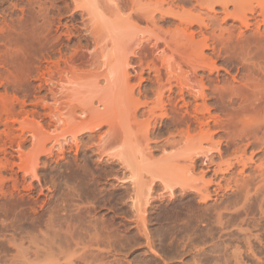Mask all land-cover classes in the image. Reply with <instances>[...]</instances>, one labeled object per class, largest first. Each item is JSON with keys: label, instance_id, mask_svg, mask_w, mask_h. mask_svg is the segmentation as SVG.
<instances>
[{"label": "rangeland", "instance_id": "374dc122", "mask_svg": "<svg viewBox=\"0 0 264 264\" xmlns=\"http://www.w3.org/2000/svg\"><path fill=\"white\" fill-rule=\"evenodd\" d=\"M86 1L87 3L89 2V0H0V210H3L0 211V264H84L85 260L87 261L91 258L86 252L88 249V245L84 244L86 241H83V244H79V246L76 247L73 243V246H71L69 240L72 241V236L76 237L77 233L79 235V232L85 231L66 230V233L64 231L65 228H67L65 227V222L73 221L78 224L81 221L78 222L79 216L84 224L91 219L94 223L100 225H102V222H105V225L115 223L120 228L118 232L119 239L117 249L113 247L109 248V246L107 248L105 244H102L99 249L101 248L105 253L103 252V254L98 257L99 259L97 258L98 260L95 259L96 261H94V263L89 260L90 262H88L90 264H234L232 262V254L238 251V249L244 252L247 251L248 237L258 246L256 249L258 256L256 255L257 257H255V259L245 258V261H248L247 264H264V243H262L264 242V230H211L209 233L200 230L201 226L205 223L203 219L205 217L204 213L215 212L219 206L223 207V204L226 205L227 201L232 202L235 199L233 195L235 193L234 189L245 183L254 186L264 179V176L260 172V170H264V140H261V142L259 139L258 141L261 143L257 142L252 145H247L248 141L241 142L237 145L234 143L228 144V139L226 138L227 132L238 134L242 125H246L250 122L256 121V123L253 124L256 127L260 122H258V120L262 118H258L257 120L256 118L259 114H255V118V115L252 113L253 118L250 112H242L241 114L239 113L241 111H238V115L231 116L228 112L234 115L237 114V111L234 113L233 108L230 106H227L226 109V107L217 100L216 94H214L213 91L211 93L210 89L205 90V94L208 96H206L204 100L203 97H199L198 99H195L193 95L191 97L189 89H187L185 94L187 96L184 99L177 96L175 93L174 96L177 97V100H180V102L178 101L177 103L178 106L180 107L184 102V105L180 108H183L182 110L185 112L188 111L186 113L189 117L186 113H184L183 117L182 112L175 113L171 111H169L170 116L168 118L166 116L163 117L161 110L157 109L159 100L155 98L156 92H158L157 86H159L160 83V86L165 83L166 79L164 78H166L168 72L167 69H165L167 66H165L166 64L163 62V59H166L164 58L165 56L174 53L175 54L172 55L173 59H171L173 61L178 59L176 60L177 62L175 61L176 63H173L175 65L180 63L177 65L179 68H181L182 65L181 69L177 67L178 71L181 72L183 70L182 73H189L187 75L191 78L193 84L194 79H200L201 77L209 84L207 79L210 77L215 80L217 86L221 85L220 87L224 89L225 81H223V83L222 80H225V78L231 79L235 75L238 76L236 79H239L241 76L239 71H242L241 73L245 71H243V67H240V60L236 59L235 55H233V62H236L233 63V67L229 68L230 73L228 70H225L227 67L224 66V61L226 58V60H229L231 57L230 55L235 52L234 46L237 40H241V38L243 39L248 36L251 38L248 37L250 41L248 38H244L240 42L244 45L246 43L244 41L247 40L248 43H246L247 45L245 44L246 49L250 48L251 50H258L260 52V60L257 59L254 61L257 63L260 62L257 68L260 69L261 66L262 68L261 70H255V67L254 70L261 71V74L263 72L264 77V14H259L261 8L258 7V1L264 2V0L255 2L253 0L258 8V20H252L253 24L247 28L246 26H242L241 21L234 19L235 16L231 14L234 5H229L228 11H230V14L227 12H225V14L222 5L216 6L214 10L212 9L209 12L211 8L206 7L205 3L204 6L206 8L203 6L204 9H200V11L198 8L199 6L195 5L197 4L195 3L197 2L196 0H191V2L188 0L184 3L179 2L181 5L176 2L178 6L184 7L186 11L197 14L194 18L195 21L192 20L193 25H187L186 23V25H180V20L178 18H176L177 20L172 19L169 22L163 21V19H160L161 14L157 10L154 13L156 15L155 24L139 16L138 7H141L140 3H145L147 7L153 9V4L156 0H150L151 2L149 0H96V8L94 9L98 12L97 14L94 9L95 13H93L92 10H88L91 4L89 7H85L87 6L85 3ZM167 1L171 2L172 0ZM261 2L260 5L263 6ZM191 3H194V5ZM164 6H166L165 8L169 7L167 2ZM135 9H137L138 12L135 11ZM117 11L119 12L118 15ZM200 14L202 17L204 16V20L201 19ZM209 14L210 17L208 16ZM106 18H109V20L107 19L108 22ZM197 18L203 20L204 23H209L208 31L213 30L212 32H215L216 36H218L219 39L215 36L216 42L214 41L219 45H217V52L215 51V53H213V41H209L211 48L202 47L201 49L199 48L201 47V43L195 45L197 44L196 42L193 44L195 47H193L191 43L187 41L188 47L190 48L186 47L187 43H185L184 38L183 43L182 37L179 36L180 34L172 39H168L173 36V34H170L172 33L171 30H173V28L175 30V28L179 26L183 28L185 26V28L187 27V30H189L188 32L192 31L196 33V40L202 39L203 37L199 29L201 25L200 23H195L198 22ZM114 28L117 31V35L122 32L123 34L117 36ZM256 29L259 31H256ZM145 30L148 31L145 33ZM149 30H153L155 36L153 34L150 37L148 33L150 32ZM229 32L234 34L232 41L228 38L231 35ZM238 32H240L239 35L243 33V35H241L242 37L238 35ZM253 32L255 34H253ZM157 34L163 37L169 36L166 38V40L168 39L167 41L170 40L169 45L172 42L169 48L167 45L163 44V41L158 46V49L153 47ZM236 35H238L239 38ZM256 38L257 40H255ZM113 39L116 40L113 42ZM117 39L120 40L117 41ZM220 39L222 40L220 41ZM115 42H119L118 44L120 45L115 44L116 46H114ZM175 42L177 45L181 43L179 44L181 45V49L185 46L186 48L183 49H186L187 52L183 49V51H181L180 48L178 52V49H176L178 47L174 44ZM221 44L223 47H228V49L226 47L223 49V47L220 46ZM114 47L116 50H121L122 48L120 47H123L124 51L127 53L126 56L124 55L125 52H123V55L118 53L119 57L124 56L120 62ZM171 48L174 49L172 50ZM198 49L202 51L199 50L203 53L202 56H208L207 58L210 62L216 60V68L213 67V70L209 69V71L207 68L200 67L201 70L198 68L199 70H195L198 72H194V69L192 70L190 65L188 66L190 62L188 63L187 60L192 57L195 58L197 54L199 55L200 52ZM230 49H233L234 52ZM120 50L118 52H120ZM171 50L174 53H172ZM220 53L221 55L219 56ZM189 54L190 57H188ZM227 55L229 57H227ZM215 56L216 59L214 58ZM217 56H219L220 60ZM185 58L187 60H185ZM167 59L166 63L168 62ZM125 60L127 61L125 62ZM172 60L170 61L172 62ZM121 62H123V64L125 63V65H122V68L119 66ZM52 64L54 66H52ZM162 64L165 67L162 66ZM114 65H118L120 68L118 66L116 68ZM238 66L241 68L240 70ZM122 69L124 74L122 73ZM120 70L121 75H118L117 71L120 72ZM250 70L253 71L251 68ZM155 71H159V77L158 73ZM163 72H165L164 74L166 75H164ZM109 73H113L112 77ZM248 73H250L249 70ZM114 74L116 75L114 76ZM123 75L125 77H122ZM107 76L109 77L107 78ZM113 77L117 80L118 78H123V81L120 82L119 79L120 84L119 82H115ZM158 79H161L160 81L162 82L158 83ZM214 80L211 81L214 82ZM43 81L44 85L42 84ZM174 83H176L175 80ZM237 83L236 81L235 84ZM257 84L263 85L262 83ZM261 87L263 88V86ZM151 88L152 91H150ZM176 88L177 87H175V91L177 92L178 88ZM156 89L157 91L155 92ZM166 90L165 95L169 94ZM179 97L181 99H178ZM164 100H167L166 97ZM216 100L217 102H215ZM135 101L139 104H135ZM144 102L147 104L143 105ZM152 102L157 107H155ZM185 104H188V108ZM127 106H129L131 110H128ZM150 106L156 108V110L154 109L153 111ZM220 106L224 107L221 108ZM263 106L261 108L262 113L264 112V110L262 111L264 108ZM169 107L171 106L169 105ZM193 108L198 112H195ZM223 109H226L225 112ZM151 110L153 111L152 113L149 112ZM192 112H194V114ZM160 114L161 116H159ZM118 115V121L121 119L123 122L124 120L127 125L125 122L122 124L121 121V123L117 121ZM187 117L190 118V120H197L198 122L194 121L197 122L194 125L192 121V123L189 122ZM197 117L202 121L200 123L201 125L198 124L200 121ZM134 118H136V120ZM249 118L251 119L249 120ZM129 119L132 120V122L129 121ZM231 119H233V124L229 122ZM238 119H241L244 124ZM254 119L255 121H253ZM245 120H247V122ZM138 122H140V125ZM89 123H92L90 125V127L93 128L92 130L91 128L88 130L89 126L87 124ZM96 123L99 125L97 126ZM95 124L96 126H94ZM197 124L200 128L195 127ZM236 124L238 125L236 126ZM85 125L87 128H85ZM123 125L126 127L123 128ZM186 125H189V127H186ZM135 126L140 129L142 128V130L139 129L141 132L137 131L138 134L140 133L139 136H142L141 138L137 135ZM127 127L128 129L126 130ZM129 128H131L132 131ZM178 128L179 131L176 132L175 130H178ZM201 128L205 131L210 128V134H213L211 142L205 139L200 140V138H204L205 136L201 135V137H199L202 131ZM262 128L264 129V127ZM262 128L261 130L259 129V131H261V137L264 135H261ZM118 129L121 131L119 132ZM181 129L184 130V133L186 132L185 134L187 136L189 133V135L193 136L195 139L189 141V139L185 138L187 136L181 137L180 134L179 137L181 138H179L176 133L178 134V132L180 133L181 131V134H184ZM129 130L132 132L130 133L133 136L136 135L140 138L139 141L135 136L138 143L135 142L139 145L138 147H140V145L142 146L141 151H143V154L145 153V156L148 155L143 157L144 161H141V163L145 162V164H141V166L146 167L147 171H149V167H152V171L154 167L156 171H158L157 168L159 167H169L170 179L172 182H177V187L174 188L173 194H171L170 189L165 188L162 181L156 179L157 181L152 185L151 194L147 197L149 203L146 205L147 211L145 216H148L146 219V227L143 226L139 217L141 213L137 211L140 202L138 203L134 197L136 196V180L133 177L131 169L126 168L120 159L115 160V158L112 157L114 159L112 161L111 158L112 151L117 152L121 150V147L117 149L115 147V150L112 146L111 150L109 146L115 141L112 139L113 137H115V139H120V136L116 138V135H114L115 131L119 132L118 135H125V139L127 138V133L128 136L131 135ZM165 132H169L168 135ZM170 133L171 135H169ZM146 137H148V139ZM124 139H122L123 141L120 140L119 143L124 142ZM131 139L134 138L132 137ZM144 139L147 140V142H144ZM173 141L176 143L174 144ZM117 142L116 145L118 147L120 144H117ZM144 143L147 145H144ZM193 144H197V146L203 145L206 154L203 152V148L202 150L200 149L202 154H195L199 150H190L191 148L189 147ZM112 145L115 146L114 144ZM146 146L149 149L146 150ZM125 147L124 150H126ZM143 147H145L144 150ZM108 148L110 149V156L107 155L109 152ZM164 148L168 152H166ZM243 148H245L244 154L242 153ZM102 149L103 151H101ZM104 150L106 152H104ZM101 152L104 153L102 154ZM147 157L150 158L148 159ZM191 157H194V159L191 160ZM154 159L159 160L157 163H154L156 162ZM236 159H242V161L239 162ZM86 161L88 162L86 164L89 166L90 171L95 172V174L99 176L97 180L100 182V184L98 182L99 189L103 191L101 195H105L107 196V200L109 199V201L101 202L99 207L98 204L95 205L93 203L94 195H91L92 193H89L90 191L88 192L89 197L87 199L78 196L80 191L77 188H81L82 186H80L79 182L76 180L77 175L74 173V166L71 165H74V163L82 165ZM160 163L162 164L160 165ZM172 163H176V166ZM23 164H25L26 167ZM154 164H156V166ZM21 165H23V167ZM146 168L141 171V173H144L143 176H145L146 173L145 177H147V175L150 176V174L146 172ZM188 168L192 173L190 171L187 173L186 170H188ZM77 179L79 180L78 177ZM182 183H186L189 186L184 184L186 187L184 190L181 186ZM203 184L208 185L211 192H213V196L208 202H203L195 195L197 193L194 188ZM262 184H264V182H262ZM236 185L238 186L236 187ZM219 186L222 188L215 192L214 189H217ZM227 187H229V190ZM63 188L65 189L63 190ZM221 189L224 191V194ZM225 194L226 198L224 197ZM231 195H233L232 197L234 198H232ZM137 203L139 206H136ZM21 205H23V207ZM255 205L257 207V202ZM18 206L21 209H19ZM62 206L64 209L61 208ZM85 206H91L92 209L90 213L86 212L85 215L83 214L81 216L78 213L84 212ZM189 206L197 208V210L194 209V212H199L201 217L198 213L195 214L196 217H193V219L190 218L191 220L187 221L189 218H187L186 209H188ZM8 208H17V212L20 211V214H13L12 216V212H10L11 209ZM7 211L11 217L8 215ZM51 213L53 216L50 215ZM255 213H258L255 214V217H258L259 212L256 211ZM68 214L70 219H67V217H69ZM48 222L49 224L53 223L52 225L56 227L54 228L52 225L47 226L46 224H48ZM188 222H191V224L189 225ZM35 224L38 225L36 226ZM45 227L49 228V230L47 228L45 230ZM246 227V225L243 226V228ZM60 229L62 231H60ZM90 232L93 233L94 230ZM69 233L71 237H69ZM251 233L259 234V238H263L259 239L255 237L256 241H254V237L250 236ZM66 234L67 236L65 237ZM257 240L262 242H257ZM53 241L56 247H53L54 250L51 248L53 243L50 246V243ZM57 241L61 243L58 244ZM66 242L67 244L70 243L67 245ZM259 242L260 245L262 244V247L259 245ZM104 245L108 250L104 248ZM49 246L50 248L48 249L47 247ZM45 248H47L48 252L49 250L50 252L51 250L54 252L52 251V254H49L50 252L47 253ZM109 249L110 252H108ZM257 258H259V260H257Z\"/></svg>", "mask_w": 264, "mask_h": 264}, {"label": "bare ground", "instance_id": "6f19581e", "mask_svg": "<svg viewBox=\"0 0 264 264\" xmlns=\"http://www.w3.org/2000/svg\"><path fill=\"white\" fill-rule=\"evenodd\" d=\"M35 1V0H34ZM51 1V0H50ZM111 1V0H110ZM150 1V0H149ZM173 1V2H172ZM171 2L170 1H167V0H160V1H158V0H156V2H154V7H153V9H150L151 7H147L146 5L147 4H145V3H143V4H141L140 3V5H141V7H138L139 9H138V11H137V9H135V11H137L138 13H139V16H141V18L142 17H144L145 19H147V20H149V21H152V22H154V24H155V18H156V15L154 14L155 13V11L157 10L158 12H160V14H161V16H160V19H163V21L165 20L166 22L168 21H170V20H172V19H175V20H177L176 18H178L180 21V25L181 24H187V25H193V22H192V20L193 21H195L194 20V18H195V15H197V14H194L193 12H188V11H186L185 10V8L184 7H180V6H178V4H180L181 2H187L188 0H172ZM190 2H191V0H189ZM195 1V0H194ZM197 2H195V3H197V4H195V5H198L199 7V10L201 9H204L203 8V6H204V3L206 4L205 6L206 7H208V8H211L210 10H209V12L213 9H215V7L216 6H219V5H222L223 6V9H224V13L225 12H227V13H229L230 11H228V9H229V5H234V8H232V15L233 16H235V18L234 19H238L239 21H241V25L242 26H246V28L247 27H250L252 24H253V22H252V20L253 21H255L254 19H256V20H258L257 19V14H258V8H257V4L256 3H254L255 1H258V0H254V2H253V0H196ZM89 2H91V3H89ZM89 2L87 3V1L85 2L86 3V5L87 6H85V7H89L90 6V4H91V6L90 7H92V8H90L89 7V9L88 10H92V12L93 13H95L96 12V14L98 13L97 11H96V9H94V8H96L95 7V5H96V0L94 1V0H92V1H90L89 0ZM96 2V3H95ZM148 2V1H147ZM151 2V1H150ZM150 2H148V3H150ZM167 2V4L169 5V7H167V8H165L166 6H164V4ZM178 4H177V3ZM180 2V3H179ZM189 2V3H190ZM193 2V1H192ZM260 2L261 1H258V3H259V5H258V7H260L261 9L259 10L260 12H259V14H264V2H261L262 4H263V6H261L260 5ZM32 3V2H31ZM34 3V2H33ZM37 3H38V1H37ZM36 3V4H37ZM49 3V2H48ZM54 3V2H53ZM52 3V4H53ZM182 3V4H183ZM35 4V5H36ZM50 4V3H49ZM187 4V3H186ZM192 4V3H191ZM42 5H44V4H42ZM56 5V4H55ZM99 5V4H98ZM97 5V6H98ZM139 5V6H140ZM181 5V4H180ZM189 5V4H188ZM192 5H194V3L192 4ZM256 5V6H255ZM149 6V5H148ZM204 6V7H205ZM31 7H34V6H31ZM54 7V6H53ZM78 7H79V5H78ZM81 7V6H80ZM205 7V8H206ZM50 8H52V7H50ZM147 8H149V9H147ZM184 8V9H183ZM193 8V7H192ZM35 9V8H34ZM39 9V8H38ZM41 9H43V8H41ZM95 10V12H94V10ZM98 9V8H97ZM200 10V11H201ZM208 10V9H207ZM89 11V12H90ZM99 11V10H98ZM100 11H101V9H100ZM223 11V10H222ZM38 12V11H37ZM91 12V13H92ZM102 12V11H101ZM43 13H45V12H43ZM92 13V14H93ZM118 11H117V15H118ZM197 13H200V12H197ZM204 13H205V11H204ZM95 14V15H96ZM168 14V15H167ZM206 14H207V12H206ZM226 14V13H225ZM230 14V13H229ZM40 15V14H39ZM95 15H94V17H95ZM167 15V16H166ZM99 16H100V14H99ZM98 16V17H99ZM129 16V15H128ZM137 16H138V14H137ZM200 16H201V14H200ZM209 17H210V14L208 15ZM259 16H262V15H259ZM52 17V16H51ZM130 17V16H129ZM174 17V18H173ZM264 17V16H263ZM45 18H46V16H45ZM96 18V17H95ZM208 18V17H207ZM107 19L109 20V18H106V21H107ZM198 20V22H195V23H200V34H201V36L203 37L200 41L199 40H196V33H194V32H188L189 30H187V27L185 28V26H184V28L182 27H176L175 28V30H174V28H173V30H171V32L172 33H170V34H173V36L172 37H170V38H168L167 36L166 37H163V36H160L159 34H157L156 35V37H155V39H156V41H155V43L153 44V47H155L156 49H158V46L160 45V43L163 41L164 43L163 44H165V45H167L168 46V48H169V46L171 45V43H170V45H169V41H167L168 39H172L173 37H176L177 35H179V36H181L182 37V41H183V43H184V39H185V43H187V41H188V43H191V46H193V47H195V45H198V43L200 44V46L201 47H199V48H201L202 49V47L204 48H211V46H210V44H209V41H213V47H212V49H213V53H215V51L217 52V48H218V44H216L215 42V39H216V37H217V39H219L218 38V36H216V33L214 34L212 31H208L209 29H208V27H209V23H204L203 22V20H204V16L202 17L201 16V19H203V20H199V18H197ZM206 19V18H205ZM46 20V19H45ZM51 20V19H50ZM263 20H264V18H263ZM262 20V21H263ZM53 21V20H52ZM105 21V22H106ZM110 21H112V20H110ZM261 21V20H260ZM44 22H46V21H44ZM108 22V21H107ZM152 22H151V24H152ZM257 22H259V21H257ZM256 22V23H257ZM263 23H264V21H263ZM45 24V23H44ZM60 24V23H59ZM111 24V23H110ZM110 24H108V25H110ZM177 24H179V23H177ZM185 24V25H186ZM197 24V25H198ZM212 24V23H211ZM42 25V24H41ZM124 25V24H123ZM203 25V26H202ZM213 25V24H212ZM215 25V24H214ZM258 25H259V23H258ZM115 26V25H114ZM154 26H156V25H154ZM48 27V26H47ZM124 27H126V26H124ZM123 27V28H124ZM175 27V26H174ZM189 27V26H188ZM191 27V26H190ZM116 28V27H115ZM115 28H114V30H115ZM171 28V27H170ZM169 28V29H170ZM205 28V29H204ZM257 28V27H256ZM110 29V28H109ZM111 29H112V27H111ZM110 29V30H111ZM119 29V28H118ZM152 29V28H151ZM161 29V28H160ZM198 29V30H199ZM52 30V29H51ZM57 30V29H56ZM114 30H113V32H114ZM153 30H155V29H153ZM153 30H151L152 31V34H151V31L150 32H148L150 35V37L154 34L153 33ZM167 30V29H166ZM224 30V29H223ZM222 30V31H223ZM258 29H256V31H257ZM112 31V30H111ZM116 31V30H115ZM146 31H148V30H145V33H146ZM161 31V30H160ZM225 31V30H224ZM224 31H223V33H224ZM232 31V30H231ZM230 31V32H231ZM256 31H254V32H256ZM259 31V30H258ZM144 32V31H143ZM167 32V31H166ZM168 32H169V30H168ZM228 32V31H227ZM229 32V33H230ZM253 32V34H255ZM117 33V31L115 32V34ZM164 33H165V31H164ZM163 33V34H164ZM213 33V34H212ZM232 33H234V32H232ZM239 33L240 32H238V35H239ZM252 33V32H251ZM120 34H123V32L122 33H120ZM120 34H118V35H120ZM231 34V33H230ZM236 34V33H235ZM253 34H252V36H253ZM45 35V34H44ZM117 35V34H116ZM117 35V36H118ZM167 35H168V33H167ZM223 35V34H222ZM229 35V34H228ZM234 34H231L228 38L230 39V41H232L233 39V36ZM238 35H236L237 37H238ZM241 35H243V33H241ZM241 35H239L240 37H242ZM250 35V34H249ZM41 36V35H40ZM52 36V35H51ZM51 36H49V37H51ZM154 36H155V34H154ZM153 36V37H154ZM171 36V35H170ZM200 36V37H201ZM216 36V37H215ZM220 36V35H219ZM256 36H257V38H258V35L256 34ZM48 37V36H47ZM114 37V36H113ZM227 37V36H226ZM249 37V36H248ZM248 37H244V38H248ZM54 38V37H53ZM117 38H119V37H117ZM166 38H168L167 40H166ZM178 38V37H177ZM184 38V39H183ZM198 38H199V36H198ZM239 38V37H238ZM243 38V39H244ZM250 38V37H249ZM248 38V39H249ZM257 38L255 39V40H257ZM52 39V38H51ZM154 39V38H153ZM154 39V40H155ZM176 39V38H175ZM179 39V38H178ZM222 39H223V37H222ZM222 39H220V41L222 40ZM242 38H241V40H243ZM251 39V38H250ZM250 39H249V41H250ZM116 39H113V42L115 41ZM120 40V39H119ZM118 39H117V41H119ZM177 40V39H176ZM239 40V41H238ZM237 40V43L235 44V46H234V49H235V52H234V50H233V52L234 53H232V55H230L231 57H230V59L229 60H226L225 59V65L224 66H226L227 68L225 69V70H228L229 71V73H230V67H233V63H235V62H233V55H235V57H236V59H238V60H240V64H241V66L240 67H243V73H241L242 71H239L241 68H239V66H238V68H239V74H241V76H240V78L239 79H236L238 76H233L231 79H229V78H225V80H222V82L223 81H225V85H224V89L222 88V87H220L221 85H219V86H217L216 84V82H215V80L214 79H212V78H210V77H208V79H207V81H209L208 83L209 84H207L205 81H204V78H202L201 76H199V77H201L200 79H194V84L191 82V78H189V76L187 75V74H189V73H182V71L180 72V71H178V66L177 65H179L178 63H177V65H175L174 63H176L177 61V59L175 60V61H173L172 59V55H174L175 53L174 52H172V50L175 48V46L176 47H178V48H176V49H178L177 51L179 52V50L181 49V45H179V44H181V43H179L178 45L176 44V42L174 43L175 44V46H173V44H172V46L174 47L172 50H171V52L172 53H174V54H172V55H169V56H165L164 58H169V59H167V63H166V59H163V62L166 64L165 66H167L165 69H167V75L166 74H164L165 72H163V74L164 75H166V78H164V79H166L165 80V83L163 84V85H161L160 86V82H162V81H160L161 79H158L157 80V82L158 83H160L159 84V86H157L158 87V92H156L157 91V89L155 90V92L157 93H155L156 94V97L155 98H158V100H159V103H158V107L155 105V104H153V102H152V104L155 106V107H157V109L158 110H161V114H162V116L163 117H169L170 116V113H169V111H171V112H175V113H181L182 112V116L184 117V113H186V112H188V111H183L182 109L183 108H180L181 106H183L184 105V102H183V105H181L180 107L178 106V101L180 102V100H177V97L176 96H174L175 95V93H176V95L177 96H180L182 99H184L187 95H185L186 94V91H187V89H189V91H190V94H191V97H192V95L195 97V99H198L199 97L200 98H202L203 97V100L206 98V96H208V95H206L205 94V90L206 89H210L211 90V93H212V91L214 92V94H216V97H217V100L220 102V103H222L225 107H226V109H227V106H230V107H232L233 108V111H234V113H236V111H237V114H232L231 112H228V114L230 113L231 114V116H236V115H238V111H241V112H239V113H241L242 114V112H250V114L252 115V113L255 115V114H259V115H257V118H256V115L254 116L257 120H258V118L260 119V118H262V119H260V120H258V122H259V125L257 124V126H259V127H255V125H253V124H255L256 123V121H255V119L253 120V121H255V122H250V123H248V124H246V125H242V128L240 129V131H238V134H233L232 132H227V134H226V138L228 139L227 141H228V144L229 143H234V144H240L241 142H244V141H248V143H247V145H252V144H254V143H257V142H260L261 140H264V129L262 128V127H264V112L262 113L261 112V108H262V106L264 105L263 103H264V81H263V72H262V74H261V71H255L256 69H258V70H261V68H262V66H261V68L259 69V68H257L258 66L257 65H259V63H257L256 61H254V60H257V59H259V51L258 50H251L250 48L249 49H246L245 47V44L246 43H248V41L247 40H245L244 42H246L245 44H244V42H243V44L244 45H242L241 44V40L240 39H238ZM140 41H141V39H140ZM139 41V42H140ZM173 41V40H172ZM180 41H181V39H180ZM215 41V42H214ZM229 41V40H228ZM228 41H225V42H228ZM234 41H236V40H234ZM56 42V41H55ZM174 42V41H173ZM178 42V41H177ZM197 43V44H195V45H193L194 43ZM202 42H203V44H202ZM225 42H223V43H225ZM47 43V42H46ZM53 43V42H52ZM119 43V42H118ZM117 42H115L114 43V46H116L115 44H118ZM182 43V44H183ZM188 43H187V46L186 47H188ZM229 43V42H228ZM250 43V42H249ZM141 44V43H140ZM251 44V43H250ZM253 44H255V43H253ZM256 44H257V41H256ZM118 45H120V44H118ZM118 45H117V47H118ZM218 45V46H217ZM232 45V44H231ZM230 45V46H231ZM247 45V44H246ZM46 46V45H45ZM164 46V45H163ZM184 46V45H183ZM182 46V47H183ZM190 46V45H189ZM220 46H222V44L220 45ZM166 47V46H165ZM185 46L183 47V48H186ZM192 47V48H193ZM223 47V46H222ZM224 47H226V46H224ZM223 47V49H225ZM253 47V46H252ZM255 47V46H254ZM120 48H122L121 50L120 49H115V47H114V50H116L115 51V53H117V55H118V53L119 54H122L123 55V52H125L124 53V55L126 56L127 55V53H126V51H124V49H123V47H120ZM180 48V49H179ZM182 48V49H183ZM188 48H190V47H188ZM227 49H228V47H226ZM248 48V47H247ZM141 49V48H140ZM181 49V51H183V50H186V49H183L182 50ZM195 49H197V48H195ZM120 50V52H122V53H120V52H118ZM126 50V49H125ZM151 50V49H150ZM153 50V49H152ZM166 50H168V49H166ZM200 49H198V51H199ZM219 50V49H218ZM222 50V49H221ZM231 50V49H230ZM231 50V51H232ZM130 51V50H129ZM163 51V50H162ZM165 51V50H164ZM175 51V50H174ZM190 51V50H189ZM201 51V50H200ZM199 51V52H200ZM222 51H224V50H222ZM132 52V51H131ZM151 52V51H150ZM152 52H154V51H152ZM176 52V51H175ZM186 52H187V50H186ZM193 52H194V50H193ZM202 52V51H201ZM199 53V55L197 54L196 56H195V58L194 57H192L193 58V60H192V58L191 59H186L185 58V60H187V62L189 63L188 64V66L190 65V67L192 68V70L194 71V72H198V71H195V70H197L198 68L200 69V67L201 68H207V70H211L213 67L214 68H216L215 66H216V60L214 61L213 60V58H212V60H213V62H210L209 61V59L207 58V57H204V56H202V54L203 53ZM225 52V51H224ZM228 52H229V50H228ZM155 53V52H154ZM157 53V52H156ZM164 53V52H163ZM181 53V52H180ZM183 53H185V52H183ZM189 53V52H188ZM223 53V52H222ZM231 53V52H230ZM134 54V53H133ZM159 54V53H158ZM157 54V55H158ZM166 54V53H165ZM177 54V53H176ZM182 54V53H181ZM186 54V53H185ZM195 54V53H194ZM201 54V55H200ZM224 54V53H223ZM228 54V53H227ZM160 55V54H159ZM164 55V54H163ZM167 55V54H166ZM178 55V54H177ZM183 55V54H182ZM181 55V56H182ZM192 55V54H191ZM216 55V54H215ZM221 55V53L219 54V56ZM135 56H136V51H135ZM179 56V55H178ZM186 56V55H185ZM184 56V57H185ZM193 56V55H192ZM219 56H217L218 57V59L220 60V58H219ZM117 57H119V55L117 56ZM122 57L124 58V56H120L118 59H119V62L120 61H122ZM155 57H157V56H155ZM163 57V56H162ZM175 57H177V56H175ZM188 57H190V54L188 55ZM227 57H229L228 55H227ZM257 57V58H256ZM260 57H261V55H260ZM60 58V57H59ZM120 58H121V60H120ZM158 58V57H157ZM160 58V57H159ZM172 58V59H171ZM210 58V57H209ZM215 59H216V56L214 57ZM221 58H222V56H221ZM127 59V58H126ZM181 59V58H180ZM182 59H183V57H182ZM181 59V60H182ZM217 59V60H218ZM262 59V58H261ZM44 60V59H43ZM128 60V59H127ZM127 60H125V62L127 61ZM170 60H172V62L170 61ZM190 60V61H189ZM211 60V61H212ZM260 60V59H259ZM52 61V60H51ZM61 61V60H60ZM43 62V61H42ZM56 62V61H55ZM124 62V61H123ZM123 62H121V65L119 64V66H121V68H122V65H125V63L123 64ZM157 62H159V61H157ZM156 62V63H157ZM162 62V63H163ZM174 62V63H173ZM179 62V61H178ZM183 62V61H182ZM239 62V61H238ZM254 62H256V63H254ZM57 63V62H56ZM55 63V64H56ZM59 63V62H58ZM163 63V64H164ZM174 64V66H173V64ZM262 63V62H261ZM158 64V63H157ZM162 64V66H164ZM185 64H186V62H185ZM58 65V64H57ZM222 65H223V63H222ZM221 65V66H222ZM235 65H237V64H235ZM50 66V65H49ZM52 66H54L53 64H52ZM51 66V67H52ZM118 66V65H117ZM117 66L116 65H114V67H116L117 68ZM118 66V67H119ZM164 66V67H165ZM176 66V67H175ZM157 67V66H156ZM163 67V68H164ZM178 67V68H177ZM218 67V66H217ZM223 67V66H222ZM253 67V68H252ZM256 67V68H255ZM264 67V66H263ZM49 68V67H48ZM48 68H47V70H48ZM120 68V67H119ZM118 68V69H119ZM158 68V67H157ZM157 68H155V69H157ZM181 68H182V65H181ZM181 68H179V69H181ZM250 68L253 70V71H251L250 70ZM254 68H255V70H254ZM45 69V68H44ZM51 69V68H50ZM117 69V70H118ZM127 69V68H126ZM161 69V68H160ZM164 69V70H165ZM198 69V70H199ZM224 69V68H223ZM264 69V68H263ZM263 69H262V71H263ZM158 70V69H157ZM191 70V71H192ZM201 70V69H200ZM209 70V71H210ZM213 70V69H212ZM248 70H249V72L250 73H248ZM116 71V70H115ZM114 71V72H115ZM161 71V70H160ZM188 71H190V70H188ZM228 71H226V72H228ZM110 72V71H109ZM112 72H113V70H112ZM156 72V71H155ZM159 71H157L156 73H158ZM246 72V73H245ZM45 73V72H44ZM47 73V72H46ZM117 73H118V75H121V70H120V72L119 71H117ZM120 73V74H119ZM122 73L124 74V71H123V69H122ZM125 73H126V71H125ZM238 73V72H237ZM236 73V74H237ZM110 74V73H109ZM112 74L113 73H111L110 75H111V77H112ZM204 74V73H203ZM116 74H114V76H115ZM155 75V74H154ZM261 76V78H260V76ZM160 76L162 77V75L160 74ZM188 76V77H187ZM192 76V75H191ZM109 76H107V78H108ZM122 77H125L124 75L122 76ZM158 77H159V73H158ZM193 77V76H192ZM263 77V78H262ZM44 78V77H43ZM118 78V77H117ZM48 79V78H47ZM110 79V78H109ZM113 79H114V81L115 82H119V79H120V82L121 81H123V78H118V80L115 78V77H113ZM45 80V79H44ZM50 80V79H49ZM48 80V81H49ZM117 80V81H116ZM154 80V79H153ZM174 80L176 81V83H174ZM206 80V79H205ZM214 80V82H212V81ZM219 80V79H218ZM46 81V80H45ZM192 81H193V79H192ZM238 82L237 84H235V82ZM257 81V82H256ZM50 82H51V80H50ZM119 82V83H120ZM44 83V81L42 82V84ZM154 83V82H153ZM157 83V84H158ZM216 83V84H215ZM224 83V82H223ZM257 83H262L263 85H260V84H257ZM121 84V83H120ZM222 84V83H221ZM44 85V84H43ZM155 85V84H154ZM216 85V86H215ZM222 85V86H223ZM227 85V86H226ZM152 86V85H151ZM261 86H263V88L261 87ZM156 87V88H157ZM175 87H177L178 88V90H177V92L175 91ZM198 87V88H197ZM226 87V88H225ZM166 88H167V90H166ZM176 88V89H177ZM218 88V89H217ZM260 88H262V89H260ZM154 89V88H153ZM165 90L166 91H168L169 92V94H167V95H165ZM150 91H152V88H151V90ZM187 93H189V92H187ZM207 93V92H206ZM189 94V95H190ZM145 96V95H144ZM215 96V95H214ZM166 97V99L167 100H164V98ZM178 98V99H181V98ZM211 97H213V96H211ZM215 97V98H216ZM210 99V98H209ZM212 99V98H211ZM177 100V101H176ZM217 100L215 101V102H217ZM137 102L139 101V100H136ZM135 101V104H139V103H137ZM121 102L123 103V101L121 100ZM140 102V101H139ZM181 102V103H182ZM124 103H126V102H124ZM150 103V102H149ZM186 103V102H185ZM219 103V104H220ZM142 104V103H141ZM140 104V105H141ZM147 104V103H146ZM145 104V102H144V104L143 105H146ZM125 105V104H124ZM142 105V106H143ZM169 105L171 106V107H169ZM186 106L188 105V104H185ZM200 105V104H199ZM185 106V107H186ZM198 106V105H197ZM222 106V105H221ZM220 106V107H221ZM223 106V107H224ZM128 107V110H131V109H129L130 107L129 106H127ZM138 107V106H137ZM151 107V106H150ZM199 107V106H198ZM216 107V106H215ZM223 107H221V108H223ZM264 107V106H263ZM124 108H125V106H124ZM135 108H136V105H135ZM152 108V107H151ZM187 108H188V106H187ZM220 108V109H221ZM231 108V109H232ZM138 109V108H137ZM153 109V111H154V109L156 110V108H152ZM194 109V111H195V108H193ZM225 109V110H226ZM124 110H126V109H124ZM188 110H190V109H188ZM198 110V109H197ZM224 110V109H223ZM225 110H224V112H225ZM228 110H229V108H228ZM264 110V108L262 109V111ZM152 110L151 111H149V112H153ZM192 111V110H191ZM222 111V110H221ZM85 112V111H84ZM195 112H198V111H195ZM123 113V112H122ZM129 113V112H128ZM159 113V112H158ZM193 114H194V112H192ZM54 114V113H53ZM161 114L159 115V116H161ZM189 114V113H188ZM191 114V113H190ZM247 114H249V113H247ZM260 114H262V115H260ZM134 115V114H133ZM149 115H150V113H149ZM186 115H187V113H186ZM185 115V116H186ZM129 116V115H128ZM135 116V115H134ZM188 117H189V115H187ZM191 116V115H190ZM195 116H197V115H195ZM226 116H228V115H226ZM244 116V115H243ZM260 116H262V117H260ZM121 117V116H120ZM152 117V116H151ZM153 117H154V115H153ZM187 117V118H188ZM192 117V116H191ZM230 117V116H229ZM240 117V116H239ZM252 117H253V115H252ZM253 117V118H254ZM118 118H119V115H118V117H117V121H118ZM126 118H128V117H126ZM150 118V117H149ZM158 118V117H157ZM156 118V119H157ZM182 118V117H181ZM198 118V117H197ZM228 118V117H227ZM231 118V117H230ZM233 118V117H232ZM238 118V117H237ZM241 118V117H240ZM135 120H136V118H134ZM133 119V120H134ZM160 119H161V117H160ZM163 119V118H162ZM189 119V122H193V124L195 125V123H197L198 121L197 120H194V121H197V122H194L193 120H190V118H188ZM199 119V118H198ZM229 119V118H228ZM227 119V120H228ZM234 119H235V117H234ZM241 119H243V118H241ZM241 119H238V120H241ZM246 119V118H245ZM251 118H249V120H250ZM232 120L233 119H231V121H229L230 123H232ZM244 120V119H243ZM248 120V121H249ZM122 122V120L120 119L118 122ZM129 121H131L132 122V120H130L129 119ZM171 121V120H170ZM199 121H200V119H199ZM246 122H247V120H245ZM117 122V123H118ZM120 122V123H121ZM123 122H125L124 120H123ZM123 122H122V124H123ZM157 122V121H156ZM191 122V123H192ZM202 121H200L198 124L199 125H201L200 123H201ZM228 122V121H227ZM234 122V121H233ZM241 122L243 123V121L241 120ZM263 122V123H262ZM85 123V122H84ZM99 123V122H98ZM98 123H96L97 124V126L99 125ZM116 123V124H117ZM119 123V124H120ZM126 123V122H125ZM140 122H138V124H139ZM147 123V122H146ZM149 123V122H148ZM204 123V122H203ZM224 123V122H223ZM236 123V122H235ZM82 124V123H81ZM92 123H89V124H87L89 127H88V130H90V128H91V130L93 129L92 127H90V125H91ZM96 124L94 125V126H96ZM121 124V125H122ZM132 124V123H131ZM130 124V125H131ZM143 124V123H142ZM190 124V123H189ZM198 124H197V126H195V127H198ZM233 124V123H232ZM232 124H231V126H232ZM244 124V123H243ZM263 124V125H262ZM126 125H127V123H126ZM129 125V126H130ZM133 125V124H132ZM140 125V124H139ZM148 125V124H147ZM166 125V124H165ZM209 125V124H208ZM238 124H236V126H237ZM240 125V124H239ZM86 126V125H85ZM93 126V127H94ZM118 126V125H117ZM116 126V127H117ZM134 126V125H133ZM176 126H178V125H176ZM203 126V125H202ZM201 126V127H202ZM236 126H235V128H236ZM126 127V126H125ZM124 127V125H123V128H125ZM136 127V126H135ZM186 127H189V125L187 126L186 125ZM239 127V126H238ZM85 128H87V126L85 127ZM94 128H96V127H94ZM122 128V129H123ZM131 128H133V127H131ZM131 128H129V129H131ZM145 128V127H144ZM198 128H200V127H198ZM203 128H204V126H203ZM261 128H262V134L261 135H263V137H261L260 136V133H261V131H259V129L261 130ZM113 129H115V128H113ZM128 129V127L126 128V130ZM136 130V133H137V135L139 136V134H138V132L137 131H139V129L140 128H135ZM138 129V130H137ZM187 129V128H186ZM125 130V129H124ZM140 130H142V128L140 129ZM171 130H172V128H171ZM182 130V129H181ZM188 130V129H187ZM186 130V131H187ZM202 130V131H201ZM201 134H200V136L199 137H201V135H205L204 136V138H200V140L202 139V140H208V141H212V136H213V134H210V128H208L206 131L204 130V129H202L201 128ZM204 130V131H203ZM118 131L120 132L121 130L120 129H118ZM118 131H115V133H114V135H116V138L118 137L119 138V136H120V139H115V137H113L112 139H114L115 141L114 142H112V144H114L115 146H113L111 143V145H109L110 146V148H111V146L113 147V149H115V147H116V149L117 148H119V147H121L120 149L121 150H119V151H115V152H111L112 153V155H111V158L113 157V158H115V160L116 159H120L121 160V162L123 163V165H125L126 166V168H128V169H131V172L133 173V177L135 178V183H136V187H135V191H136V196H134L135 198H136V201L139 203V205H138V203H137V205L136 206H139L137 209V211L139 212V213H141L140 215H139V217H140V219H141V221H142V224H143V226L144 227H146V225H147V215L145 216V213H146V211H147V208H146V205L149 203V199H147V197L148 196H150V191L152 190V185L155 183V181H157L158 179L159 180H161L162 181V184L164 185V187L165 188H168V189H170V191H171V194H173V190H174V188L175 187H177V182H172V180L170 179V177H169V167H165V166H163V167H159V168H157L158 169V171H156V169H155V167L153 168V171H152V167H149L148 168V170L149 171H147V168L146 167H142L141 166V164L142 165H144L145 164V162H143V163H141V161H144V158L143 157H146V156H148V155H146L145 156V153L143 154V151H141L142 150V146L140 145V147H138L139 145H137V143H138V141H136V138H135V136H133L131 133V131H132V129H131V131L129 130V133L131 134L130 136H128V133H127V138H125L124 139V137H125V135L123 136H121V135H118L119 134V132ZM123 131V130H122ZM173 131V130H172ZM176 132L177 131H179V128H178V130H175ZM174 131V132H175ZM123 132H125V131H123ZM134 132V131H133ZM139 132H141V131H139ZM145 132H146V130H145ZM149 132H151V131H149ZM182 132L184 133V130H182ZM143 133H144V131H143ZM147 133V132H146ZM166 133V132H165ZM169 133V132H168ZM168 133H166L167 135H168ZM186 133V132H185ZM184 133V134H185ZM145 134V133H144ZM156 134V133H155ZM175 134V133H174ZM179 134H180V136L181 137H184V136H187L186 134L184 135V134H181V131H180V133L178 132V134L176 133V135L179 137ZM118 135V136H117ZM147 135V134H146ZM163 135V134H162ZM169 135H171V133L169 134ZM176 135H173V136H176ZM113 136V135H112ZM138 136H136L137 138H138ZM152 136V135H151ZM35 137V136H34ZM123 137V138H122ZM134 138V139H131V138ZM140 137V136H139ZM142 137V136H141ZM140 137V138H141ZM150 137V136H149ZM161 137V136H160ZM169 137V136H168ZM181 137H179V138H181ZM124 139V142H120L119 143V141L121 140V141H123L122 139ZM140 138H138V140L140 139ZM147 139H148V137H146ZM167 138V137H166ZM185 138H187V139H189V141H191V140H193V139H195L193 136H191V135H189V133H188V136L187 137H185ZM175 139V138H174ZM260 139V141H258ZM76 140V139H75ZM111 140V139H110ZM157 140V139H156ZM159 140H161V139H159ZM158 140V141H159ZM166 140V139H165ZM177 140V139H176ZM257 140V141H256ZM111 141H113V140H111ZM118 141V142H117ZM137 143H136V142ZM140 141V140H139ZM147 142V140H145L144 139V142ZM168 141V140H167ZM166 141V142H167ZM181 141V140H180ZM199 141V140H198ZM256 141V142H255ZM109 142V141H108ZM107 142V143H108ZM116 142H117V144H120V145H122L123 146V150H122V146H118L117 147V145H116ZM142 142V141H141ZM150 142H152V141H150ZM165 142V143H166ZM194 142V141H193ZM262 142V141H261ZM260 142V143H261ZM173 143H174V141H173ZM176 143V142H175ZM174 143V144H175ZM195 143H197V142H195ZM259 143V144H260ZM142 144V143H141ZM146 143H144V145H145ZM170 144V143H169ZM191 144H192V142H191ZM246 144V143H245ZM263 144H264V142H263ZM147 145V144H146ZM244 145V144H243ZM246 145V146H247ZM262 145V144H261ZM43 146V145H42ZM107 146H108V144H107ZM126 146V147H125ZM197 144H193L192 146L190 145V147L189 148H191L190 150H193V151H197V150H199V151H197V153H195V152H193V153H195V154H202V148L204 147L203 145H201V146H197ZM258 146V145H257ZM103 147H104V144H103ZM124 147L126 148V150H124ZM147 147V146H146ZM167 147V146H166ZM19 148H21V147H19ZM144 148L145 147H143V150H144ZM109 149V148H108ZM146 150L147 149H149L148 147L147 148H145ZM165 149V148H164ZM182 149V148H181ZM181 149H180V151H181ZM201 149V150H200ZM100 150V149H99ZM105 150H106V148H105ZM104 150V152H106ZM111 150H112V148H111ZM179 150V149H178ZM101 151H103V149L101 150ZM109 152H108V154L107 155H109V153H110V149L108 150ZM122 151H125V152H122ZM149 151V150H148ZM165 151H166V149H165ZM206 150L203 148V152L206 154V152H205ZM245 148H243L242 149V153L244 154L245 152ZM103 152V153H104ZM146 152V151H145ZM166 152H168V151H166ZM165 152V153H166ZM177 152H179V151H177ZM191 152V151H190ZM102 153V152H101ZM102 153V154H103ZM151 153V152H150ZM173 153V152H172ZM171 153V154H172ZM208 153V152H207ZM147 154V153H146ZM204 154V155H205ZM110 156V155H109ZM152 156V155H151ZM170 156H172V155H170ZM191 156V155H190ZM193 156V155H192ZM241 156H242V154H241ZM143 158V160H142V158ZM153 157V156H152ZM173 157V156H172ZM240 157V156H239ZM112 158V161L114 160ZM140 158H141V160H140ZM148 158V157H147ZM150 158V157H149ZM148 158V159H149ZM166 159V158H165ZM194 159V157H191V160H193ZM145 160H147V159H145ZM154 160H156V162H154V163H157V161L159 160H157V159H154ZM236 160H238L239 162H241L242 161V159H236ZM85 161V160H84ZM148 161H150V160H148ZM153 161V160H152ZM162 161H164V160H162ZM175 161V160H174ZM24 162V161H23ZM37 162H38V160H37ZM36 162V163H37ZM64 162V161H63ZM25 163V162H24ZM31 163V162H30ZM72 163H74V162H72ZM86 163H88L87 161L84 163V164H82V165H80V164H78V163H74V165H71V166H74V173H75V175H77L76 176V180L79 182V185L80 186H82V187H84V188H80L79 187V185H78V183H77V185H78V187L79 188H77V189H79V191H80V193L78 194V196L79 197H81V198H88L89 197V193H92L91 195H94V201H93V203L95 204V205H97L98 204V207L100 206V204H101V202H106V201H109V199L107 200V196H105V195H101L102 194V192L103 191H101L100 189H99V187H98V178H99V176H97L96 174H95V172H91L90 171V168H89V166L86 164ZM147 163V162H146ZM150 163H152V162H150ZM165 163V162H164ZM163 163V164H164ZM192 163V162H191ZM153 164V163H152ZM151 164V165H152ZM162 163H160V165H161ZM173 165H175L176 163H172ZM246 164V163H245ZM244 164V165H245ZM23 165H25V164H23ZM23 165H21L22 167H23ZM30 165V164H29ZM155 166H156V164H154ZM32 166V165H31ZM146 166H147V164H146ZM159 166V165H158ZM176 166V165H175ZM22 167H20L21 169H23ZM25 167H26V165H25ZM32 168V167H31ZM144 168H146L145 170H146V172H148V174H150V176H148L147 175V177H145L146 176V173H145V176H143V174L144 173H141V171L144 169ZM33 169V168H32ZM72 169H73V167H72ZM95 169V168H94ZM155 169V170H154ZM24 170V169H23ZM145 170H144V172H145ZM31 171H33V170H31ZM96 171V170H95ZM157 173H156V172ZM187 171V173H188V171H190L191 172V170L188 168V170H186ZM260 172H261V174L264 176V170H260ZM70 173V172H69ZM68 173V174H69ZM98 173V172H97ZM192 173V172H191ZM186 174V173H185ZM72 175V174H71ZM13 177V176H12ZM11 177V178H12ZM77 177L79 178V180L77 179ZM74 178V177H73ZM62 179V178H61ZM69 179V178H68ZM157 179V180H156ZM181 179V178H180ZM70 180V179H69ZM15 181V180H14ZM71 181V180H70ZM183 181V180H182ZM181 181V182H182ZM56 182V181H55ZM58 182V181H57ZM72 182V181H71ZM181 182H179V183H181ZM262 182H264V179L261 181V182H259L258 184H256V185H254V186H250V185H248V184H243V185H240V186H238V185H236V189H234V191H235V193L233 194L234 195V197H235V201L233 202H228L227 201V203H226V205L225 204H223L222 206L223 207H221V206H219L218 207V209H216L217 211H215V212H210V213H204V216H202V217H204L203 219L205 220V223L201 226V231L202 232H205V233H209V231H211V230H264V184H262ZM134 183V184H135ZM76 184V183H75ZM99 184H100V182H99ZM184 184L185 185H187L186 183H182V188H184V190H185V186H184ZM62 185V184H61ZM162 185V186H163ZM15 186H16V184H15ZM65 186V185H64ZM187 186H189V185H187ZM192 186H194V185H192ZM199 186V185H198ZM196 186L194 189L196 190V193L197 194H195V195H197V197H199L203 202H205V201H207L208 202V200H211V198H212V196H213V192H211V190L209 189V187H208V185H201V186ZM233 186V185H232ZM61 188V187H60ZM73 188H74V186H73ZM180 188V187H179ZM220 188H222L221 186H219V187H217V189H214V191L215 192H217L218 191V189L220 190ZM228 188V190H229V187H227ZM232 188V187H231ZM65 188H63V190H64ZM66 189H67V187H66ZM76 189V190H77ZM84 189V190H83ZM226 189V188H225ZM61 190V189H60ZM69 190V189H68ZM222 190V189H221ZM231 190V189H230ZM57 191H59V190H57ZM90 191V192H89ZM223 191V190H222ZM233 191V190H232ZM61 192H62V190H61ZM89 192V193H88ZM59 193V192H58ZM219 193V192H218ZM225 193H226V190H225ZM63 194H65V193H63ZM223 194H224V191H223ZM230 194V193H229ZM228 194V195H229ZM77 195V194H76ZM233 195H231V197L233 196ZM56 196V195H55ZM61 196V195H60ZM59 196V197H60ZM65 196V195H64ZM19 197V196H18ZM58 197V198H59ZM92 197V196H91ZM225 198H226V194H225V196H224ZM228 197H230V196H228ZM228 197H227V199H228ZM234 197H232V198H234ZM15 199V198H14ZM20 199V198H19ZM23 199V198H22ZM21 199V200H22ZM56 199H57V197H56ZM64 199V198H63ZM67 199V198H66ZM231 199V198H230ZM10 200V199H9ZM226 200V199H225ZM224 200V201H225ZM18 201V200H17ZM25 201V200H24ZM61 201V200H60ZM135 201V202H136ZM224 201H223V203H224ZM256 202H257V207H256ZM16 203V202H15ZM31 203V202H30ZM29 203V204H30ZM62 203V202H61ZM65 203V202H64ZM17 204V203H16ZM22 204H24V203H22ZM63 204V203H62ZM69 204V203H68ZM66 205V204H65ZM8 206H9V204H8ZM8 206H6V207H8ZM22 207H23V205H21ZM25 206V205H24ZM67 206V205H66ZM10 207H11V205H10ZM13 207V206H12ZM70 207V206H69ZM18 208H19V206H18ZM61 208H63V206L61 207ZM70 208H72V207H70ZM83 208V207H82ZM4 209V208H3ZM8 209H11L10 210V212H12L11 213V215L13 216V214L14 215H17L18 213L20 214V211H18L17 212V208H8ZM7 209V210H8ZM19 209H21V208H19ZM59 209V208H58ZM64 209V208H63ZM91 209H92V207L91 206H85L84 207V212H79L78 214H80L81 216L84 214H86V212H89L90 213V211H91ZM194 209L195 210H197V208H195V207H193V206H189V208L188 209H186L187 210V218H189V220L187 219V221H190L191 219L190 218H192L193 219V217H196V215L195 214H198V213H196V212H194ZM2 210V209H1ZM0 210V211H1ZM81 210V209H80ZM3 211V210H2ZM51 211V210H50ZM67 211V210H66ZM71 211V210H70ZM73 211V210H72ZM256 211H258L259 212V216L258 217H255V214H258V213H255ZM8 212V211H7ZM26 212V211H25ZM53 212V211H52ZM76 212H78V211H76ZM23 213V212H22ZM71 214H72V212H71ZM88 214V213H87ZM202 214V213H201ZM5 215H6V213H5ZM8 215H9V212H8ZM11 215H9L10 217H11ZM50 215H52L53 216V214L51 213ZM55 215V214H54ZM58 215V214H57ZM61 215V214H60ZM65 215H67V214H65ZM74 215H75V213H74ZM4 216V215H3ZM2 216V217H3ZM7 216V215H6ZM21 216V215H20ZM64 216V215H63ZM68 216H69V214H68ZM79 216V215H78ZM78 216H77V218H78ZM88 216V215H87ZM199 216H200V213H199ZM5 217V216H4ZM9 217V218H10ZM24 217V216H23ZM26 217V216H25ZM35 217V216H34ZM38 217H40V216H38ZM51 217V216H50ZM67 217V216H66ZM65 217V218H66ZM167 217V216H166ZM201 217V216H200ZM8 218V219H9ZM13 218H15V217H13ZM12 218V219H13ZM37 218V217H36ZM52 218H54V217H52ZM51 218V219H52ZM57 218V217H56ZM59 218V217H58ZM61 218V217H60ZM87 218V217H86ZM197 218H198V216H197ZM7 219V220H8ZM11 219V218H10ZM23 219V218H22ZM33 219V218H32ZM35 219V218H34ZM67 219H70V216L69 217H67ZM85 219V218H84ZM87 219H89V218H87ZM4 220H5V218H4ZM19 220V219H18ZM21 220V219H20ZM37 220V219H36ZM40 220V219H39ZM42 220V219H41ZM53 220V219H52ZM74 220H75V218H74ZM81 220V221H80ZM112 220V219H111ZM169 220V219H168ZM195 220V219H194ZM10 221V220H9ZM13 221V220H12ZM22 221V220H21ZM38 221V220H37ZM43 221H44V219H43ZM47 221V220H46ZM51 221V220H50ZM65 221H67V220H65ZM69 221V220H68ZM71 221V220H70ZM80 221V222H79ZM86 221V220H85ZM25 222V221H24ZM23 222V223H24ZM32 222V221H31ZM33 222H34V220H33ZM32 222V223H33ZM53 222V221H52ZM77 222V221H76ZM79 222V223H78ZM78 224H76L75 222H73V221H71V222H65V224H66V226L65 227H67V228H65V233H66V230L68 231V230H84L85 232H79V235H78V233L76 234V233H74V234H76L77 236V238L76 237H73L72 236V241L71 240H69L70 242V245L71 246H73V244L77 247V246H79V244H83V241H86L84 244H87L88 245V249H87V253L90 255V261H93V263H94V261H96V260H98L99 258V256H101V254H103V252H104V250H102L101 248L99 249V247H101V245L102 244H105L106 246H107V248H108V246H109V248L110 247H113L114 249H117V243H118V239H119V230H120V228L115 224V223H110V225H105V222H102V225H100V224H97V223H94L91 219H89L88 221H87V223L86 224H84L83 223V221H82V219H80V216H79V220H78ZM82 222V223H81ZM107 222V221H106ZM4 223V222H3ZM60 223V222H59ZM170 223V222H169ZM189 223V225L191 224V222H188ZM5 224V223H4ZM30 224V223H29ZM39 224V223H38ZM37 224V225H38ZM53 223H50L49 224V222H48V224H46L47 226H50V225H52ZM58 224V223H57ZM109 224V223H108ZM36 225V224H35ZM36 225V226H37ZM63 225V224H62ZM62 225H60L61 227H63ZM244 225H246L247 227L246 228H243V226ZM52 226H54V225H52ZM142 226V227H143ZM178 226V225H177ZM19 227V226H18ZM22 227V226H21ZM56 226H54V228H55ZM16 228V227H15ZM46 228L47 227H45V230H46ZM6 229H7V226H6ZM25 229V228H24ZM48 230H49V228H47ZM51 229V228H50ZM14 230V229H13ZM53 230H55V229H53ZM93 231L94 230V232L93 233H91L90 231ZM60 231H62L61 229H60ZM63 231V232H64ZM43 233H45L44 231H42ZM46 232H48V231H46ZM50 232V231H49ZM53 232V231H52ZM254 232V231H253ZM51 233V232H50ZM64 233V234H65ZM258 233H260V232H258ZM53 234V233H52ZM56 234V233H55ZM63 234V235H64ZM73 234V235H74ZM57 235V234H56ZM62 235V236H63ZM263 235V234H262ZM67 236V234L65 235V237ZM75 236V235H74ZM250 236H253L254 237V241H256L255 240V237L257 238H259V234H254V233H251V235ZM59 237V236H58ZM64 237V236H63ZM69 237H71L70 236V233H69ZM261 238V237H260ZM259 238V239H260ZM263 238V237H262ZM261 238V239H262ZM64 239V238H63ZM58 240V239H57ZM60 240V239H59ZM61 241V240H60ZM66 241V240H65ZM258 241H260V240H257V242ZM174 242V241H173ZM260 242H262V241H260ZM260 242H259V245H260ZM50 243V242H49ZM52 243H53V246H51L52 245ZM57 243H58V241H57ZM59 243H61V242H59ZM58 243V244H59ZM68 243V244H69ZM73 243V244H72ZM262 243H264V242H262ZM57 244V245H58ZM66 244H67V242H66ZM67 244V245H68ZM56 245V246H57ZM105 245H104V248H105ZM262 245V244H261ZM260 245V246H261ZM48 246V245H47ZM50 246H51V248H53V247H55L54 246V241L53 242H51L50 243ZM50 246L49 247H47L48 249L50 248ZM82 246V245H81ZM259 246V247H260ZM262 247V246H261ZM47 248H45L46 249V251H47ZM56 248V247H55ZM69 248V247H68ZM82 248H84V247H82ZM107 248H105L106 250H108ZM258 248V246L255 244V243H253V241L252 240H250V237H248V239H247V251L246 252H244V251H242V250H240V249H238V251H235V253H233L232 254V257H233V263L234 264H247V262L248 261H245V258H251V259H255V257H257L258 255H257V252H256V249ZM44 249V248H43ZM43 249H42V251H43ZM70 249H71V247H70ZM261 249V248H260ZM53 250H54V248H53ZM53 250H51V252L53 251ZM105 250V251H106ZM112 250V249H111ZM45 251V252H46ZM65 251V250H64ZM63 251V252H64ZM49 252H50V250H49ZM48 251H47V253H49ZM49 253V254H52V253ZM54 252V251H53ZM108 252H110V249H109V251ZM105 253V252H104ZM107 253V252H106ZM46 254V253H45ZM179 254V253H178ZM39 255H40V253H39ZM62 255H64V254H62ZM257 255V256H256ZM38 256V255H37ZM41 256V255H40ZM43 256V255H42ZM36 258V257H35ZM47 258V257H46ZM98 258V259H97ZM42 259V258H41ZM44 259V258H43ZM85 259H88V258H85ZM92 259H94V260H92ZM96 259V260H95ZM37 260H40V259H37ZM89 260H85L84 262V264H88L90 261ZM257 260H259V258H257ZM89 261V262H88ZM261 261V260H260ZM52 262V261H51ZM73 263V262H72ZM258 263V262H257ZM53 264V263H52ZM90 264V263H89ZM166 264V263H165ZM251 264V263H250Z\"/></svg>", "mask_w": 264, "mask_h": 264}]
</instances>
